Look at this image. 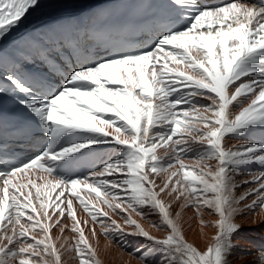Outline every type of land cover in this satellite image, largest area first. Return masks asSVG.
Masks as SVG:
<instances>
[{
    "label": "snow or ice",
    "instance_id": "6c2138e0",
    "mask_svg": "<svg viewBox=\"0 0 264 264\" xmlns=\"http://www.w3.org/2000/svg\"><path fill=\"white\" fill-rule=\"evenodd\" d=\"M169 3L175 15L147 47H129L67 71L50 65L51 76L62 75L59 82L48 76H6L13 100L44 131L46 143L28 159L0 165V264H62L61 250H74L79 264H101L85 235L89 221L77 218L71 197L60 200L66 191L90 216L92 237L99 223L108 240L133 236L148 241L146 249H136L141 264H232L233 237L241 229L236 217L264 213V143H228L232 137L264 134V79L252 78L264 77V4ZM39 6L40 0H0V42ZM39 54L47 59L46 50ZM7 92L0 86V96ZM189 141L204 147L188 156ZM161 148L164 156L158 154ZM102 153L107 159L77 175L79 166ZM185 159L195 160L196 167ZM213 160L215 167L207 163ZM251 164L260 166L259 175L238 182L236 175ZM161 174L166 179L157 184ZM247 183L253 187L237 196L235 189ZM81 185L95 193L89 200L98 203L79 196ZM98 204L117 216L123 213V223ZM173 204L181 212L193 208L201 226L215 230L204 251L186 240ZM143 209L159 216L166 236L152 235L133 218V213L143 218ZM65 213L73 222L70 231L77 234L74 248H57L53 240V228L61 236L68 228ZM205 213L215 219H203ZM259 264H264V252Z\"/></svg>",
    "mask_w": 264,
    "mask_h": 264
},
{
    "label": "bare ground",
    "instance_id": "6f19581e",
    "mask_svg": "<svg viewBox=\"0 0 264 264\" xmlns=\"http://www.w3.org/2000/svg\"><path fill=\"white\" fill-rule=\"evenodd\" d=\"M254 1L255 0H240V2H247L249 4H254ZM201 4L207 6L204 2H201ZM91 7V2L59 4L57 6L41 9L26 17L18 29H15L5 40L0 42V68L5 69L10 65L9 57L18 58L20 51L16 49V47H24L28 44L31 38H35L41 42L48 41V44H50L54 36L59 39L66 36V34L75 31L79 25L86 23L89 20L92 15ZM57 50L59 51V49ZM63 56L67 58L65 62L62 61L60 57L57 58L62 63L66 71L67 67L77 66L69 54L63 53ZM33 66L36 67L35 71L38 80L45 76H48L49 79L57 82L63 79L61 77L51 76L49 69L43 61L40 64L32 63L31 67ZM173 67H175V65H173ZM21 70L22 69H15L13 71L14 73L11 75L21 76ZM252 78L256 80L264 79V77H261L259 73L254 74ZM181 90L184 92L188 91V89L184 88ZM175 95H179V93ZM200 103L205 104L209 103V101L200 99ZM176 138L178 137H174L173 139ZM227 139L228 138H226V140ZM189 143L192 144V148L188 152V156H195L197 152L204 147V145L197 142L189 141ZM228 143L230 145L260 144L264 143V134L256 132L253 135L244 138L232 137L228 140ZM164 151L165 150L163 148L158 149V154L164 156ZM108 154L115 155L111 149H109ZM169 155L171 156L172 153H169ZM181 155H183V153ZM97 159L100 164L102 160L107 159V155L102 153ZM164 160L167 161V157H164ZM185 163L194 168L196 167L197 162L192 159H185ZM207 163L212 167H215L216 165V161L214 160L208 161ZM88 172L86 174H88ZM259 172L260 166L257 164H251L244 167L240 173L236 175L235 179L238 182L251 180L252 177L258 176ZM31 175L33 179H36L37 183H43L42 180L37 179V173L33 172ZM39 175L43 174L40 173ZM166 176L167 174H161V177L157 179V184H159L161 180L166 179ZM116 178V176L108 177V179ZM251 187H253V184L251 183L240 184L235 189V194L239 196ZM76 191L79 196L85 200H89L90 196H95V193H89L88 189L84 185L78 187ZM53 196H55V193H53ZM66 197L72 198L74 206L77 208V218L82 222L85 219L89 221L87 226H84L83 224L81 226L85 227V235L97 248V258L100 260L101 264H141V260L138 258L139 252H136V249H146L148 241L143 238L133 236L123 237L120 240H108L102 234L99 223L95 225L97 236L92 237L88 230L93 224L90 216L83 212L79 205V201L75 196H71V191H66L60 200L63 201ZM165 199L167 200V197H165ZM89 202L90 204L98 203L97 201L92 200H89ZM98 206L102 207L104 211H108L112 218L117 219L120 223H123V213L121 216H117L112 213L106 205L98 204ZM116 211L120 212L119 209ZM143 211L146 213L143 218L136 216L134 213L132 214L133 218L136 219L145 228V230L149 231L152 235L160 238L166 236L168 234V230L166 227L160 225L159 216L150 209H143ZM171 211L173 215L177 212L181 213L178 223L182 226L185 238L189 243L194 244L201 251H204L206 247L213 242L212 237L215 235V230L211 227H202L200 223L201 217L197 215L193 208L186 207L181 212L179 206L177 204H173ZM100 219L106 220L107 218L100 217ZM203 219L213 220L215 217H210L207 213H205ZM65 222L68 224V228L64 230L63 236L57 232L56 228L52 229L53 240H55L57 248H60L61 244H64L65 248H74L77 234L70 231L73 222L68 217L67 213H65ZM236 222L241 225V229L233 237L237 246L233 249L232 256L230 257L232 264H259L261 253L264 252V213L253 215V213L246 211L243 216L236 217ZM153 224L158 225L159 230L152 227ZM128 230L130 231L131 229ZM57 237L60 238L57 239ZM61 259L62 264H79V258L74 250L71 253L61 250Z\"/></svg>",
    "mask_w": 264,
    "mask_h": 264
}]
</instances>
